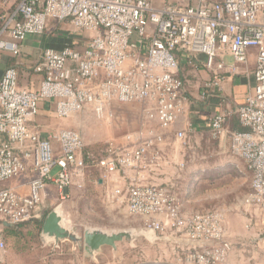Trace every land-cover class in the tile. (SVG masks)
Instances as JSON below:
<instances>
[{"label": "built area", "instance_id": "2783aa9c", "mask_svg": "<svg viewBox=\"0 0 264 264\" xmlns=\"http://www.w3.org/2000/svg\"><path fill=\"white\" fill-rule=\"evenodd\" d=\"M2 5L0 50L12 56L50 24H68L89 38L43 49L32 65L41 76L36 90L21 88L13 67L0 77V234L6 224L40 220L49 184L63 200L67 189L80 187L79 180L93 168L107 180L127 179L123 188H109V197L121 199L130 215L144 219L146 231L169 232L179 259L225 264L233 249L225 212L187 214L173 186L149 184L138 175L166 162L165 137L152 124L160 131L170 128L186 100L176 53L204 54V67L216 74L225 68L224 56L232 58L228 72L248 74L253 55L252 91L237 108L214 114L209 128L218 140L232 117L246 129L229 133L230 154L251 176L250 190L237 207L264 212V0H3ZM223 78L215 75L205 89L219 87ZM44 102L60 120L89 107L100 112L114 103H140L145 106L142 128L127 135L125 144L85 158L78 130L62 128L42 138L31 128ZM175 135L185 140L183 131ZM24 176H29L25 191L8 186ZM4 244L0 235V254Z\"/></svg>", "mask_w": 264, "mask_h": 264}, {"label": "rangeland", "instance_id": "374dc122", "mask_svg": "<svg viewBox=\"0 0 264 264\" xmlns=\"http://www.w3.org/2000/svg\"><path fill=\"white\" fill-rule=\"evenodd\" d=\"M49 27L47 32L51 35L62 33L69 36L67 44L68 41L70 44L75 41L82 44L89 38L88 33L74 31L68 24H50ZM144 109L140 103H114L100 112L89 107L73 118L74 124L69 129L81 132L87 151L100 154L108 146L125 144L127 135L142 128ZM200 143L201 152L188 154L194 162L198 157L201 162L198 181L190 187L192 193L188 198L181 192L177 194L182 200L183 211L190 214L220 209L228 218L239 217L243 210L237 206L250 189V173L228 149L220 150L212 137H205ZM97 178V175L88 178L86 174L79 180L80 187H75L73 194L63 200L57 194L55 201L42 204V216L36 221L40 222L39 233L46 214L61 205L66 226L80 237L86 229H97L107 233L127 231L133 240L118 242L115 250L102 247L91 258L85 253L82 243L59 244L58 247L40 244L39 233L34 235V229H20L18 236L6 240V227H3L0 235L5 249L0 254V264H188L183 258L179 259L177 244L169 232L155 234L146 231L144 219L130 215L123 203L109 197L107 188L100 186ZM240 252L242 256L227 260L225 264H252L247 250Z\"/></svg>", "mask_w": 264, "mask_h": 264}, {"label": "crops", "instance_id": "0c3cea01", "mask_svg": "<svg viewBox=\"0 0 264 264\" xmlns=\"http://www.w3.org/2000/svg\"><path fill=\"white\" fill-rule=\"evenodd\" d=\"M2 2L3 0H0V13L6 10ZM66 39H68V36L62 33L51 35V32H46L41 36H29L21 44V51L18 56H12L10 53L0 50V77L7 68L13 67L19 74V86L32 91L36 90L41 76L33 72L32 65L39 59L43 49L50 47L58 49L60 45L67 46ZM176 58L178 61L177 76L184 83L183 94L186 100L176 122L170 128L160 131L156 124H152L155 127L153 129L165 137L162 149L166 162L162 163L156 171H142L138 177L149 184L173 186L176 194L181 192L184 197L188 198L192 193L190 187L198 181V174L201 170L199 157L194 162L188 154L201 152V140L205 137H211L209 122L214 114L227 108L235 109L244 103L255 84L252 75L254 57L251 55L249 58L248 74L228 72V68L233 64L232 58L229 56L222 58L225 68L219 74L204 67L206 62L204 54L191 57L183 53H176ZM216 61L218 62V59ZM215 75L224 76L219 87L205 89L204 85L212 81ZM74 117L60 120L53 114L51 104L44 102L40 107L38 116L31 124V128L38 136L44 138L55 130L70 128L74 124ZM225 128L222 138L215 139V141L218 142L220 150L228 149L229 151V133L245 131L246 129L241 127L234 117L228 120ZM179 131L185 133L183 142L175 137V134ZM86 174L88 178L97 175V183L103 188H107V192L111 187L123 188L127 180L118 179L117 176L113 181L107 180L104 174L96 169ZM28 177L24 176L19 180L11 181L8 186H19L21 191H25ZM130 177H136V175L131 174ZM75 187H77L76 184H73L67 189V197L73 194ZM56 195L57 190L49 184L44 192L42 203L48 204L51 203V200L55 201V198L57 199ZM117 202H121V199ZM241 214L239 217L228 218L225 216L224 219L229 238L233 244V249L227 260L242 256L240 251L244 249L249 253L248 260L252 261V264H258V262L264 264V212L245 210ZM31 229L33 227H28V230ZM6 240H9V237ZM40 241V244H46L41 238Z\"/></svg>", "mask_w": 264, "mask_h": 264}, {"label": "water", "instance_id": "95a60500", "mask_svg": "<svg viewBox=\"0 0 264 264\" xmlns=\"http://www.w3.org/2000/svg\"><path fill=\"white\" fill-rule=\"evenodd\" d=\"M9 226L6 224V227ZM39 235L41 240L46 244H53V247H58L61 243H71L74 245L82 243L85 253L91 258L102 247H111L115 250L118 242L133 240V236L127 231L107 233L97 229H86L82 237H80L73 229L66 226L61 214V205L56 206L46 214Z\"/></svg>", "mask_w": 264, "mask_h": 264}, {"label": "trees", "instance_id": "16d2710c", "mask_svg": "<svg viewBox=\"0 0 264 264\" xmlns=\"http://www.w3.org/2000/svg\"><path fill=\"white\" fill-rule=\"evenodd\" d=\"M71 45H74V44H70V42L68 41L67 46H71ZM64 47H65L64 45H60V47H58V49H62ZM89 154H92L95 157L99 156V153H97L98 155L94 154V153H92L90 151H87L85 149V147H84L83 156L86 158ZM91 170H95V169H93V168L87 169V171H91ZM39 226H40V222H28V223H25V224H22V225H18L16 227H6L5 228V232H4V234L6 233L5 238L7 239L8 237L10 238V237L18 236V232H17L18 230H20L22 228L28 229V227H33V229L35 230V234L34 235H37L39 233Z\"/></svg>", "mask_w": 264, "mask_h": 264}]
</instances>
